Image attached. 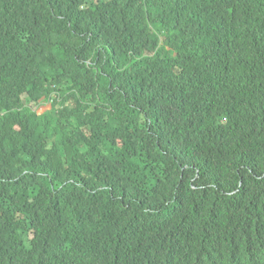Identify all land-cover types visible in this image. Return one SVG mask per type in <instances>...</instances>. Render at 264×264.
<instances>
[{
  "label": "trees",
  "instance_id": "obj_1",
  "mask_svg": "<svg viewBox=\"0 0 264 264\" xmlns=\"http://www.w3.org/2000/svg\"><path fill=\"white\" fill-rule=\"evenodd\" d=\"M0 264H264V0H0Z\"/></svg>",
  "mask_w": 264,
  "mask_h": 264
},
{
  "label": "rangeland",
  "instance_id": "obj_2",
  "mask_svg": "<svg viewBox=\"0 0 264 264\" xmlns=\"http://www.w3.org/2000/svg\"><path fill=\"white\" fill-rule=\"evenodd\" d=\"M48 105L44 104L43 106L38 107V112L42 111L43 109H46Z\"/></svg>",
  "mask_w": 264,
  "mask_h": 264
}]
</instances>
